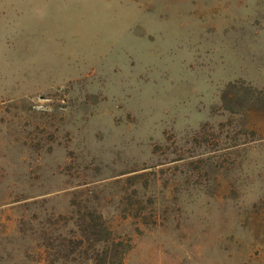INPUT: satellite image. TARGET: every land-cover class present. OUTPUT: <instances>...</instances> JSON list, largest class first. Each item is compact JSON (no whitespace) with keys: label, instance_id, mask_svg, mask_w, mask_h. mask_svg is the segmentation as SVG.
Instances as JSON below:
<instances>
[{"label":"rangeland","instance_id":"obj_1","mask_svg":"<svg viewBox=\"0 0 264 264\" xmlns=\"http://www.w3.org/2000/svg\"><path fill=\"white\" fill-rule=\"evenodd\" d=\"M93 216L264 264V0H0V264H90Z\"/></svg>","mask_w":264,"mask_h":264},{"label":"trees","instance_id":"obj_2","mask_svg":"<svg viewBox=\"0 0 264 264\" xmlns=\"http://www.w3.org/2000/svg\"><path fill=\"white\" fill-rule=\"evenodd\" d=\"M82 219V223L86 224L85 239L79 238L80 253H84V241L89 243L91 254L88 257L90 264H122L124 255L128 250V243L123 239H118L112 236L111 231L107 226L100 221L98 216L89 218L88 222ZM86 231V232H87ZM98 246V247H97Z\"/></svg>","mask_w":264,"mask_h":264}]
</instances>
